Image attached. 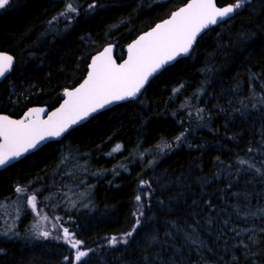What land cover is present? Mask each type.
Instances as JSON below:
<instances>
[{
	"label": "trees",
	"instance_id": "obj_1",
	"mask_svg": "<svg viewBox=\"0 0 264 264\" xmlns=\"http://www.w3.org/2000/svg\"><path fill=\"white\" fill-rule=\"evenodd\" d=\"M186 1L9 0L0 9V50L16 62L0 83V112L56 106L61 91L84 77L93 53L114 43L123 58L125 44ZM68 2L76 13H66ZM69 149L81 155L77 171L65 164ZM29 183L49 218L48 238L35 234L38 218L27 205L19 212L11 206L15 188ZM261 208L264 0H245L137 100L98 113L0 170V264H69L65 257L77 264L75 249L57 239L63 228L90 250L79 264H264V215L245 216ZM235 229L253 230L257 242ZM128 232L126 243L109 244ZM185 233L206 247L186 241Z\"/></svg>",
	"mask_w": 264,
	"mask_h": 264
},
{
	"label": "snow or ice",
	"instance_id": "obj_2",
	"mask_svg": "<svg viewBox=\"0 0 264 264\" xmlns=\"http://www.w3.org/2000/svg\"><path fill=\"white\" fill-rule=\"evenodd\" d=\"M244 3L245 0H234L233 3L219 7L216 0H188L184 7L172 12L169 19L157 24L129 44L128 58L123 63H117L112 58L111 45L92 57V61L88 65L87 77L83 83L71 90L65 89L64 103L56 111L48 114L47 119H41V114L44 112L43 108L29 109L21 119H12L6 115H0V166H5L24 153L37 148L42 141L49 137L61 136L72 125L79 123L106 105L136 97L150 76L170 61L175 60L177 56L188 53L197 36L203 30L217 24L225 17H229ZM8 4L9 0H0V9ZM89 7L91 8L93 5H89ZM76 12L77 8L68 2L66 13ZM13 64L14 57L12 55L0 52V77H4L10 72ZM182 136L183 133L176 139L180 140ZM120 147L117 145L113 151H119ZM163 147H170V145L165 143ZM239 163L241 165L247 164L250 169H255L258 174H261V169L255 168L254 164H249L246 160H240ZM146 183V181H141L142 185ZM16 191L19 193L23 192L24 189L18 187ZM135 199L139 202L141 196L137 195ZM27 204L38 217L33 225L37 237L48 238L51 236V231L45 230L43 227L44 221L49 218L38 209L35 194L27 197ZM239 211L237 209L238 213ZM248 215H264V208L257 212L245 213V216ZM56 219L59 220V218ZM224 223L228 224L229 221H224ZM139 225L140 219L137 218L136 226ZM52 227L55 228L57 225L53 224ZM62 231L63 235L57 239H63L72 249H75L74 260L79 264L84 257L88 256L90 250H82L83 241L76 239L68 228H63ZM178 231L184 230L178 229ZM260 231L264 232V228ZM235 232L236 236H241L243 232L253 233V230L235 229ZM132 234V232L126 233L125 237H121L119 241L116 236H112L108 242L110 245H116L121 241L126 243V237H130ZM247 239L253 244L257 242L254 233L250 234ZM185 240L193 245H198L199 248L206 247L203 241L193 237L191 233H185ZM239 243L247 256L249 245L243 239ZM64 259L72 264L69 257ZM232 259L235 261L237 258L233 256ZM169 264H176V262L170 261Z\"/></svg>",
	"mask_w": 264,
	"mask_h": 264
},
{
	"label": "water",
	"instance_id": "obj_3",
	"mask_svg": "<svg viewBox=\"0 0 264 264\" xmlns=\"http://www.w3.org/2000/svg\"><path fill=\"white\" fill-rule=\"evenodd\" d=\"M187 2H188V0H187L183 5L177 7L176 9H174L172 12L177 11V10H178L179 8H181V7H184L185 4H186ZM216 2H217V0H216ZM227 4H229V3H225V4H222V5H218V3H217V6H219V7H223V6H226ZM172 12H171V13H172ZM171 13H170L169 16H167V17H165L164 19H162V20L156 22L152 27H150V28H148V29H146V30L140 32V33H139L134 39H132V40H131L130 42H128L127 44H125V45L123 46V52H124V54H125L123 58H121V59H119V60L116 58V55H115V54H116V45H115L114 43H108V44L104 45L99 51L93 53V54L90 56V58H89V61H88V64H87L86 73H85L84 77H83V78L80 80V82H78L75 86L64 88V89L61 91V93H60V98H61V100H60V102H59L56 106H54V107H52V108H49V107H47V106H45V105H33V106L28 107V108L24 111V113H23L22 115H20L19 117L11 116V115H9V114H7V113H2V112H0V115H6V116H9V117H11L12 119H21V118H23L24 114H25L29 109H32V108H43V109H44V112L41 114V119H47L48 114H50L51 112L56 111V109H58V108L60 107V105L64 103V99L66 98V97L64 96V90H65V89H69V90H71V89H73V88H75V87H78L81 83H83L84 79L87 77V73H88V65L91 63V61H92V57L98 55L100 52H102V51L104 50L105 47H108L109 45H111V46H112V53H111L112 58H113L117 63H123L124 60H126V59L128 58V45L131 44L134 40H136L139 36L143 35L145 32L150 31V30H151L152 28H154L157 24L162 23V22H163L164 20H166V19H169L170 16H171ZM234 14H235V12L232 13L229 17H225L223 20L219 21L217 24H215V25H211V26H209L207 29L203 30V31L197 36L196 41L194 42V44H193L192 48L190 49V51H189L188 53H186V54H182V55L177 56L175 60L170 61L168 64L164 65L160 70H158L156 73H154L152 76H150L149 79H148V81L145 83L144 87L141 89V91L137 94L136 97L128 98V99L121 100V101H115V102H113V103H111V104L106 105L104 108H101V109H99L98 111L92 113V114L89 115L87 118L81 120L79 123H77V124H75V125H72V126H71V127L65 132V133H63L61 136H59V137H49V138H47L46 140L42 141V142L40 143V145L37 146V148L32 149V150H30L29 152L24 153L22 156L16 158L15 160L11 161L9 164H7V165H5V166H0V170H3V169H5V168L11 166L12 164L18 162L19 160H21L22 158L26 157L27 155H30L31 153H34V152L37 151L39 148H41L43 145H45V144H47V143H49V142H52V141H58V140L62 139V138H63L67 133H69L72 129H74V128H76V127H78V126H80V125L86 123L90 118H92L93 116L97 115L98 113L103 112V111H105V110H107V109H110V108H112V107H114V106H116V105H118V104H121V103H124V102H128V101H134V100H137V99L142 95L143 91L145 90V88L148 86V84L151 82V80H152L154 77H156L158 74H160L165 68H167V67L173 65V64H174L176 61H178L179 59L186 58V57H188V56L192 53V51H193V49H194V47H195V45H196L197 40L199 39V37H200L204 32H206V31L209 30L210 28H213V27H215V26L221 24L222 22L228 20L229 18L233 17ZM0 52H6V51H2V50H0ZM6 53H8L9 55H12V54H10L9 52H6ZM12 56H13V55H12ZM13 57H14V56H13ZM15 62H16V60H15V57H14V64H13V67H12L11 71L8 72L4 77H0V83H1V82H2V81L8 76L11 72H12V70H13V68H14V65H15Z\"/></svg>",
	"mask_w": 264,
	"mask_h": 264
},
{
	"label": "rangeland",
	"instance_id": "obj_4",
	"mask_svg": "<svg viewBox=\"0 0 264 264\" xmlns=\"http://www.w3.org/2000/svg\"><path fill=\"white\" fill-rule=\"evenodd\" d=\"M77 149H78V147H76ZM71 149V148H70ZM69 149V150H70ZM72 150V149H71ZM71 150H70V152H71ZM83 155H86V156H88V160H87V164H90L91 163V161H90V156H91V152H88V151H84L83 153H82ZM78 157H81V155H78V156H76V153L75 154H72V152H71V154H69V156L67 157V160H66V162H65V164L67 165V166H70L71 165V163L75 166V170L77 171L78 169H80L81 167H80V162H79V160H78ZM32 184V183H31ZM30 183L29 184H26V185H21V186H17L16 188H15V191H16V189L19 187V188H22V189H24V191L23 192H17L16 191V194H17V199H16V201L14 202V204L13 205H11L12 206V208H14L17 212H19V209L22 207V205H27L28 206V208L32 211V209H31V207L27 204V197L28 196H31V195H33V194H35L34 193V191L33 190H31L30 189V187L32 186ZM36 195V194H35ZM88 195V194H87ZM36 197H37V195H36ZM81 197H83L84 198V196L81 194V196H80V198ZM11 206H9V207H11ZM37 206L39 207V203H38V201H37ZM4 209H6V208H3V210ZM39 209V208H38ZM40 211H41V213L42 214H44V215H46L41 209H39ZM33 212V211H32ZM34 213V212H33ZM36 215V214H35ZM37 217V216H36ZM38 218V217H37ZM37 221V220H36ZM48 220H46V221H44V223H43V227H44V225L46 224V222H47Z\"/></svg>",
	"mask_w": 264,
	"mask_h": 264
},
{
	"label": "flooded vegetation",
	"instance_id": "obj_5",
	"mask_svg": "<svg viewBox=\"0 0 264 264\" xmlns=\"http://www.w3.org/2000/svg\"><path fill=\"white\" fill-rule=\"evenodd\" d=\"M30 106H33V105H30ZM30 106H27L26 108H24L19 114H17L15 117H19L20 115H22L24 113V111L30 107Z\"/></svg>",
	"mask_w": 264,
	"mask_h": 264
}]
</instances>
